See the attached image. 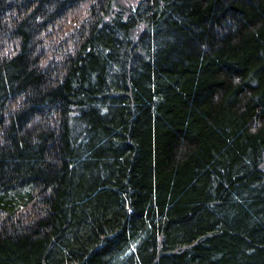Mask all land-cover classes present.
Returning <instances> with one entry per match:
<instances>
[{
  "label": "trees",
  "instance_id": "obj_1",
  "mask_svg": "<svg viewBox=\"0 0 264 264\" xmlns=\"http://www.w3.org/2000/svg\"><path fill=\"white\" fill-rule=\"evenodd\" d=\"M0 264H264V0H0Z\"/></svg>",
  "mask_w": 264,
  "mask_h": 264
},
{
  "label": "rangeland",
  "instance_id": "obj_2",
  "mask_svg": "<svg viewBox=\"0 0 264 264\" xmlns=\"http://www.w3.org/2000/svg\"><path fill=\"white\" fill-rule=\"evenodd\" d=\"M126 1H128V2L130 1L131 2V1H135V0H124V2H126Z\"/></svg>",
  "mask_w": 264,
  "mask_h": 264
}]
</instances>
